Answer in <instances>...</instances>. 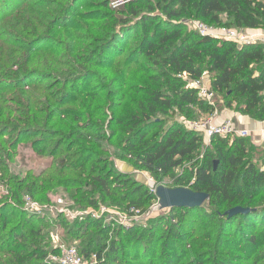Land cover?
I'll use <instances>...</instances> for the list:
<instances>
[{
    "label": "rangeland",
    "instance_id": "rangeland-1",
    "mask_svg": "<svg viewBox=\"0 0 264 264\" xmlns=\"http://www.w3.org/2000/svg\"><path fill=\"white\" fill-rule=\"evenodd\" d=\"M116 1L120 3L115 5ZM164 5L179 7L173 0H0V227L7 223L6 230H0V242L19 222L36 225L44 238L32 246L40 254L31 262L44 258L55 263L54 251L62 244L84 252L89 242L100 249L117 241L131 264H166L174 252L182 258L178 264H264L260 226L253 246L246 237L231 239L212 230L218 220L209 201L197 213L155 210L158 197L149 178L157 186L182 187L176 179L186 177L202 161L209 138L201 133L193 158L169 175L146 170L127 148L132 129L125 123L133 117L144 119V110L148 116L152 92H160L164 99L176 97L177 77L165 58L181 39L162 40V35L177 23L185 27L182 36L198 33L194 25L202 21L192 14L169 18ZM248 33L254 44H264V30ZM180 76L189 88L185 73ZM213 100L218 107L225 104L216 92ZM188 109L191 118L174 115L171 109L150 114L151 121L161 126L154 124L147 137L159 140L177 123L191 130L184 118L207 119L198 106ZM80 152L89 157L88 167L116 177L119 192L109 203L90 204L85 174L63 166V158L70 165ZM263 155L254 152L253 163L261 166ZM59 171H64L63 179H70V187L37 196L28 192L35 180ZM189 179L184 187H189ZM142 186L132 198L146 191L142 201L150 204L149 211L129 215L126 205L131 197L125 194ZM13 187L19 200L12 196ZM160 217L167 227L157 226ZM93 221L97 228H81ZM153 238L160 242L155 249L148 247ZM150 251L156 253L157 262H152ZM84 258L87 264H96L94 256Z\"/></svg>",
    "mask_w": 264,
    "mask_h": 264
},
{
    "label": "trees",
    "instance_id": "trees-1",
    "mask_svg": "<svg viewBox=\"0 0 264 264\" xmlns=\"http://www.w3.org/2000/svg\"><path fill=\"white\" fill-rule=\"evenodd\" d=\"M173 1L178 3L179 7L164 5L162 8L169 18L192 14L196 19L212 26L264 30V0ZM170 25H172L171 31L162 35V40L181 39L180 44L169 50L168 57L165 58L169 60L168 63L172 65V70L177 77L176 97L164 99L160 92L153 91L152 99L147 104L148 116H145L144 110V119L133 117L125 123L132 129L127 137V148L135 156V162L156 175L160 172L169 175L174 168L183 164L185 159H192V153L198 149L197 144L201 141L202 135L194 130H186L183 125L177 123L169 127L161 139L154 141L147 135L155 127L154 124L157 127L161 124L158 121H151L150 114L167 113L171 109L174 115L178 112L191 118L188 106H198V110L203 114H210L213 111L212 105L199 97V91L196 88L185 86L186 83L180 75L186 73L188 78L201 79L205 73L212 74L211 91L223 96L226 107L234 108L237 112L253 119L264 121V44L250 43L240 47L233 41L219 40L209 36L202 37L198 33L182 36L185 28L183 24ZM174 86L173 83V88ZM231 138L232 134L225 137L213 136L202 161L197 162L195 168L189 170L186 177L179 176L176 183L184 187L187 179L190 178L189 187L195 191L210 194L209 204L216 208L212 216L218 220L212 229L214 232L218 229L222 231V234H228L231 239L246 237V241L254 246L257 242V228L260 226L264 230V155L261 166L253 163L251 155L256 151L264 152V147L254 145L247 137H235L233 140ZM74 157L77 159L70 165L64 162V158L61 161L68 170L79 169L85 174L84 185L90 204H107L118 195L119 189L114 184L117 179L113 181L116 177L112 175V172L108 174L105 170H95L94 166L88 167L89 157H86L84 153L80 152ZM215 161H218L216 170L214 169ZM63 174L64 171L48 174L43 180H35L27 187V190L32 196H37L56 187H70V179H63ZM142 188L144 187H138L133 192L125 194L126 198L131 197L126 207L139 208L141 213H146L149 211L150 204L142 201V198L147 192L144 191L139 197L132 198L133 194L134 196L140 194ZM17 190L13 187L12 196L19 200ZM239 205L255 208L256 211L250 214H239L232 218L225 214L227 210ZM175 209L183 215V213H197L203 209V206L194 209ZM1 210L2 208L0 212ZM164 219L160 217L157 226L162 224L165 227L166 224L162 222L165 221ZM27 222L25 225L19 222L10 228L0 242V252H5L0 257L1 261L3 257L5 258L1 264H58L45 261L44 258L31 262L40 254L32 246H37L44 237L40 228L36 229V225H29L30 222ZM4 223L0 227L2 232L7 226V223ZM98 225L95 221L87 222L82 224L81 228L89 226L97 228ZM129 231L132 236L134 230ZM148 243V247L155 249L160 242L153 238ZM137 244L140 245L138 239L135 242L136 246ZM121 251L117 241L100 249L94 248L93 243L89 242L84 252L79 249L83 257L95 256L96 264H131L126 261L127 251H123V255ZM176 253L174 252L175 256H168L165 263L178 264L182 258ZM262 253L263 257L260 261L264 260V252ZM54 254L58 255L59 249H56ZM150 256L153 257L152 262H157L156 253L150 251ZM159 259L161 260L162 257Z\"/></svg>",
    "mask_w": 264,
    "mask_h": 264
},
{
    "label": "built area",
    "instance_id": "built-area-1",
    "mask_svg": "<svg viewBox=\"0 0 264 264\" xmlns=\"http://www.w3.org/2000/svg\"><path fill=\"white\" fill-rule=\"evenodd\" d=\"M120 1H116L115 5H118ZM195 30L202 37H214L224 40H230L237 43L240 47L245 44L254 43V39L250 36L248 32L242 29L233 28V27H224V26H212L206 24L202 21L195 22ZM189 86L196 88L199 92V96L208 99L209 101L213 100L214 92L211 89L207 88L203 78L201 79H191L188 78V75L185 73ZM184 124L191 130L198 131L202 133L205 137L211 139L213 136L225 137L232 134L230 125L227 123H213L212 120H201V121H189L184 118ZM150 183L152 187L156 189L157 185L153 183L151 178ZM156 207V206H155ZM133 213L142 214L140 209L135 207L129 208L128 214L132 215ZM59 254L52 257L53 262L58 264H87L85 258L80 254L78 247L76 246H67L60 245L58 246ZM94 258H96L94 256Z\"/></svg>",
    "mask_w": 264,
    "mask_h": 264
},
{
    "label": "crops",
    "instance_id": "crops-1",
    "mask_svg": "<svg viewBox=\"0 0 264 264\" xmlns=\"http://www.w3.org/2000/svg\"><path fill=\"white\" fill-rule=\"evenodd\" d=\"M247 31L260 34V32H263V29H248ZM206 75L203 77V81L207 88L211 89V79L205 78ZM208 103L212 105L213 111L210 114H205L207 116V121L212 120L213 123L219 124L227 123L230 125L232 137L245 136L248 137L254 145L264 147V121L243 115L234 108H229L225 105L218 107L214 100H208Z\"/></svg>",
    "mask_w": 264,
    "mask_h": 264
},
{
    "label": "water",
    "instance_id": "water-1",
    "mask_svg": "<svg viewBox=\"0 0 264 264\" xmlns=\"http://www.w3.org/2000/svg\"><path fill=\"white\" fill-rule=\"evenodd\" d=\"M218 161H215L214 169L216 170ZM156 195L158 204L155 207L156 211L163 209L175 208H200L205 202L209 201L210 194L204 191H195L191 187H166L158 185L156 187ZM255 208L235 206L226 211L229 218L236 217L239 214H250L255 212Z\"/></svg>",
    "mask_w": 264,
    "mask_h": 264
}]
</instances>
